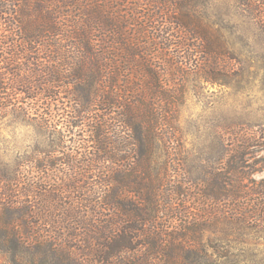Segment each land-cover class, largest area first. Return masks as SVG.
I'll use <instances>...</instances> for the list:
<instances>
[{
  "label": "trees",
  "instance_id": "obj_1",
  "mask_svg": "<svg viewBox=\"0 0 264 264\" xmlns=\"http://www.w3.org/2000/svg\"><path fill=\"white\" fill-rule=\"evenodd\" d=\"M210 8L201 0H0V119L14 111L19 117L36 115L40 126L51 127L66 111L73 128L81 113L96 112L83 123L86 140L95 145L100 163L122 166L103 183L104 189L119 187L101 191L94 207L84 200L92 213L72 206L52 210L63 204L59 193L84 188L74 179L87 170L74 172L69 187L39 197L33 187L18 195V175L1 180L5 199L31 197L36 205L0 204V264H193L196 252L206 255L200 250L203 226L170 233L154 225L168 168L156 172L153 158L160 143L169 148L176 142L182 96L177 87L186 65L189 72L207 76L226 57L221 32L233 25L229 16L211 15ZM234 8L264 32V2L239 0ZM206 78L219 81L216 75ZM238 142L239 148L249 146L248 140ZM242 160L228 159L226 186L206 188V201L222 198L225 188L226 200L236 203L233 211L248 200L246 186L231 177L242 173ZM212 176L204 183L218 180ZM261 184L264 192V180ZM35 225H57L68 233L46 235ZM67 225H96L85 234L100 243L73 244L82 235Z\"/></svg>",
  "mask_w": 264,
  "mask_h": 264
},
{
  "label": "rangeland",
  "instance_id": "obj_2",
  "mask_svg": "<svg viewBox=\"0 0 264 264\" xmlns=\"http://www.w3.org/2000/svg\"><path fill=\"white\" fill-rule=\"evenodd\" d=\"M140 1L144 3V0ZM201 1L211 5V15L225 19L229 16L233 27L221 32L226 41V57L218 63L215 72L206 73L208 78L216 75L220 82L207 79L204 72H189V64L185 79L178 82L177 91L181 90L182 96L177 108L176 142L169 148L160 143L153 158L156 172L161 171V166L168 168L167 181L163 180L165 184L157 198L159 206L154 225L164 232L168 229L170 233L185 225L203 226L200 243L204 249L200 250H206V255L203 257L196 252L193 264H264V194H255L259 189L264 193L261 184L264 180V32L258 30L247 16L235 13L234 7L239 0ZM248 1L252 0H243ZM59 101L61 105L66 100H57V103ZM50 104L56 102L50 101ZM95 114L81 113L75 120L79 126L72 128L66 121V111L54 119L51 127L40 126L36 115L19 117L10 111L0 119V181L18 175V195L33 187L39 197L48 195L47 191L55 187H69L77 176L74 180H81L80 186L84 188L59 193L64 194L62 207L53 205L52 210H69L72 206L76 212L92 213L91 208L85 209L84 200L90 202L87 206L94 207L101 191L111 193L112 188L119 187L113 184L104 189L103 183L119 174L122 168L116 163L104 165L95 158V145L87 142L90 138L83 124ZM241 139L249 141L245 149L236 146ZM232 156L244 159L240 164L242 173H233L231 177L242 181L248 192V200L239 203L237 211H233L235 201L226 200V188L224 196L217 201H206L202 197L206 188L220 191L226 186L228 159ZM68 160L70 164H66ZM82 170H87L88 174L84 173V177L74 175ZM156 172H153L155 178L163 179V175ZM211 174L217 175L218 180L207 185L204 180H214ZM3 193L0 186V204L17 201L22 207L36 205V200L31 197L5 199ZM30 195L34 196L33 193ZM16 208L12 209L17 211ZM114 217L120 221L119 216ZM35 226L46 235L68 233L57 225ZM93 226L96 225H67L82 235L73 244L82 247L84 240L100 243L85 234ZM138 226L141 228L142 225Z\"/></svg>",
  "mask_w": 264,
  "mask_h": 264
}]
</instances>
